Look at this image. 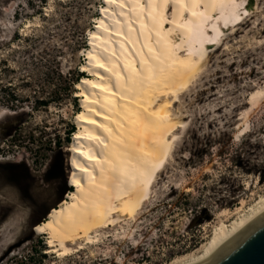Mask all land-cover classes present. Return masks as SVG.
<instances>
[{
	"label": "rangeland",
	"instance_id": "obj_1",
	"mask_svg": "<svg viewBox=\"0 0 264 264\" xmlns=\"http://www.w3.org/2000/svg\"><path fill=\"white\" fill-rule=\"evenodd\" d=\"M247 2L172 108L185 125L151 198L59 256L33 226L72 189L75 79L104 1L0 0V264H172L264 195V0Z\"/></svg>",
	"mask_w": 264,
	"mask_h": 264
},
{
	"label": "bare ground",
	"instance_id": "obj_2",
	"mask_svg": "<svg viewBox=\"0 0 264 264\" xmlns=\"http://www.w3.org/2000/svg\"><path fill=\"white\" fill-rule=\"evenodd\" d=\"M74 85L72 189L33 226L59 256L133 219L151 198L185 121L172 113L210 52L252 16L247 0H103ZM254 7V8H253ZM264 219V195L172 264L215 257Z\"/></svg>",
	"mask_w": 264,
	"mask_h": 264
},
{
	"label": "water",
	"instance_id": "obj_3",
	"mask_svg": "<svg viewBox=\"0 0 264 264\" xmlns=\"http://www.w3.org/2000/svg\"><path fill=\"white\" fill-rule=\"evenodd\" d=\"M199 264H264V219L215 257Z\"/></svg>",
	"mask_w": 264,
	"mask_h": 264
},
{
	"label": "trees",
	"instance_id": "obj_4",
	"mask_svg": "<svg viewBox=\"0 0 264 264\" xmlns=\"http://www.w3.org/2000/svg\"><path fill=\"white\" fill-rule=\"evenodd\" d=\"M79 80V74H77V78L75 79V81L77 82ZM74 127H72V129H73ZM70 135H68V141H70Z\"/></svg>",
	"mask_w": 264,
	"mask_h": 264
}]
</instances>
